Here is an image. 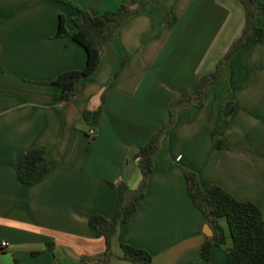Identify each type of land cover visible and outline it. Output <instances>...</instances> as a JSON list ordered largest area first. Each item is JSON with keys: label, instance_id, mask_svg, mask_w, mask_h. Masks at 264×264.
I'll return each mask as SVG.
<instances>
[{"label": "crops", "instance_id": "crops-1", "mask_svg": "<svg viewBox=\"0 0 264 264\" xmlns=\"http://www.w3.org/2000/svg\"><path fill=\"white\" fill-rule=\"evenodd\" d=\"M66 1L0 0V244H9L0 264H100L106 243L90 217L114 215L119 189L111 184L138 189V149L169 124L174 101L194 97L197 79L216 70L245 28L239 0ZM72 5L92 16L121 5L142 9L105 46L78 97L65 102L52 83L87 64L80 45L58 36L62 19L66 31L74 29ZM257 23L264 29V15ZM229 101L235 112L227 121L222 105ZM33 148L45 150L50 173L24 185L19 164ZM184 169L203 188L218 185L254 203L264 218V40L228 65L203 108L178 113L145 199L114 238L110 264H132L121 244L147 251L153 264H227L231 239L213 248L210 261L202 256L213 236L189 197Z\"/></svg>", "mask_w": 264, "mask_h": 264}, {"label": "trees", "instance_id": "trees-1", "mask_svg": "<svg viewBox=\"0 0 264 264\" xmlns=\"http://www.w3.org/2000/svg\"><path fill=\"white\" fill-rule=\"evenodd\" d=\"M64 1L67 3L66 0ZM239 2L245 11V28L242 36L232 44L214 72L197 79L194 97L181 98L171 104L169 124L158 130L145 146L138 149L134 157L142 174L138 189L131 192L128 185L123 182L111 184L112 187L119 189L114 215L111 218L99 214L90 217L91 228L106 243V253L100 264H110L113 242L119 228L135 217L145 199L161 140L174 127L178 113L187 109L203 108L210 88L219 83L228 65L249 47L264 40V29L257 23L258 17L264 15V0H239ZM72 6L77 10V15L73 19L74 29L70 32L66 31L62 19L58 36L69 37L80 45L86 51L87 64L84 70L66 72L52 83L62 90L60 99L65 102L78 97L82 82L99 68L105 46L115 39L125 21L139 14L142 9L121 5L115 11L92 16L87 11ZM222 110L228 121L235 112L234 102H225ZM90 116V112H85L84 117L87 122L90 121ZM213 138L216 148L222 149L225 143L216 135H213ZM49 173L50 164L45 150L33 148L21 158L18 178L22 184L39 183ZM184 175L192 203L204 215L214 233L212 238H206L201 247L204 260L210 261L213 248L226 245L228 239H231L232 246L227 252V264H264V218L260 208L250 201L237 200L218 185L203 188L197 174L190 169H184ZM129 192H131L130 200L126 201ZM222 221L226 222L227 230L222 225ZM47 248L51 249L52 245L47 244ZM121 250L125 261L132 264H153L152 255L145 250L128 244H121Z\"/></svg>", "mask_w": 264, "mask_h": 264}, {"label": "built area", "instance_id": "built-area-1", "mask_svg": "<svg viewBox=\"0 0 264 264\" xmlns=\"http://www.w3.org/2000/svg\"><path fill=\"white\" fill-rule=\"evenodd\" d=\"M88 135H89L91 138H94V137L97 135V132H96V130H94V129H89V131H88ZM8 246H9V244H8L7 242H2V243L0 244V251H1V249H2V250L6 249Z\"/></svg>", "mask_w": 264, "mask_h": 264}, {"label": "water", "instance_id": "water-1", "mask_svg": "<svg viewBox=\"0 0 264 264\" xmlns=\"http://www.w3.org/2000/svg\"><path fill=\"white\" fill-rule=\"evenodd\" d=\"M208 230H209V236H214L213 230L211 229V227L208 225Z\"/></svg>", "mask_w": 264, "mask_h": 264}]
</instances>
